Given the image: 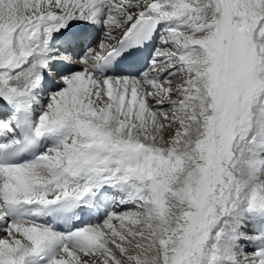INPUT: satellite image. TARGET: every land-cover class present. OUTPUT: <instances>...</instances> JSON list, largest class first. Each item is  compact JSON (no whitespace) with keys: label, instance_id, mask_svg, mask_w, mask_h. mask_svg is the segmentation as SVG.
Listing matches in <instances>:
<instances>
[{"label":"snow or ice","instance_id":"6c2138e0","mask_svg":"<svg viewBox=\"0 0 264 264\" xmlns=\"http://www.w3.org/2000/svg\"><path fill=\"white\" fill-rule=\"evenodd\" d=\"M0 264H264V0H0Z\"/></svg>","mask_w":264,"mask_h":264},{"label":"bare ground","instance_id":"6f19581e","mask_svg":"<svg viewBox=\"0 0 264 264\" xmlns=\"http://www.w3.org/2000/svg\"><path fill=\"white\" fill-rule=\"evenodd\" d=\"M101 219H102V217H101ZM99 222V221H98Z\"/></svg>","mask_w":264,"mask_h":264}]
</instances>
